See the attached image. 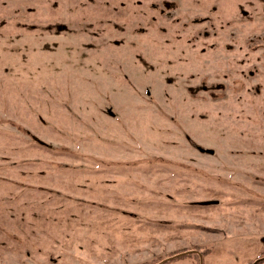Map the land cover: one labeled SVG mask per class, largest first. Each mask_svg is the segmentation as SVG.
Returning <instances> with one entry per match:
<instances>
[{
    "label": "rangeland",
    "instance_id": "obj_1",
    "mask_svg": "<svg viewBox=\"0 0 264 264\" xmlns=\"http://www.w3.org/2000/svg\"><path fill=\"white\" fill-rule=\"evenodd\" d=\"M0 264H264V0H0Z\"/></svg>",
    "mask_w": 264,
    "mask_h": 264
},
{
    "label": "water",
    "instance_id": "obj_2",
    "mask_svg": "<svg viewBox=\"0 0 264 264\" xmlns=\"http://www.w3.org/2000/svg\"><path fill=\"white\" fill-rule=\"evenodd\" d=\"M198 148V150L199 151H201V152H205V153H209V154H212L213 153V150H211V149H204V148H201V147H197ZM208 203H211L210 201L209 202H205V203H203V204H208ZM192 252H196V251H192ZM197 253V252H196ZM182 254V253H181ZM177 255H175L174 257H176ZM199 256H200V254H199ZM257 261H255V263H256Z\"/></svg>",
    "mask_w": 264,
    "mask_h": 264
}]
</instances>
